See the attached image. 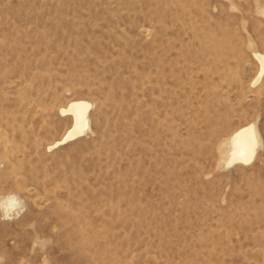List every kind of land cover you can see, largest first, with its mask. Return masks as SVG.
Instances as JSON below:
<instances>
[{
  "label": "rangeland",
  "instance_id": "obj_1",
  "mask_svg": "<svg viewBox=\"0 0 264 264\" xmlns=\"http://www.w3.org/2000/svg\"><path fill=\"white\" fill-rule=\"evenodd\" d=\"M256 52L264 0H0V264H264Z\"/></svg>",
  "mask_w": 264,
  "mask_h": 264
},
{
  "label": "bare ground",
  "instance_id": "obj_2",
  "mask_svg": "<svg viewBox=\"0 0 264 264\" xmlns=\"http://www.w3.org/2000/svg\"><path fill=\"white\" fill-rule=\"evenodd\" d=\"M255 56L261 63L260 74L254 82L257 83L264 74V55L256 52ZM91 109L92 103L84 99L72 100L67 106L62 107L61 113L72 117V125L66 131L64 136L54 145L58 146L60 144H65L71 140L81 137L89 125V114ZM227 141L230 144V159L228 164H249L254 159L260 144V138L255 124H249L241 127L235 131ZM0 202L4 208V214H8L9 212L15 210L18 204V199L14 195L10 194L2 197Z\"/></svg>",
  "mask_w": 264,
  "mask_h": 264
}]
</instances>
